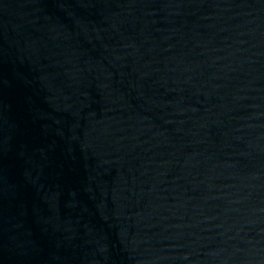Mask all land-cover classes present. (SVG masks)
<instances>
[{
  "label": "water",
  "instance_id": "1",
  "mask_svg": "<svg viewBox=\"0 0 264 264\" xmlns=\"http://www.w3.org/2000/svg\"><path fill=\"white\" fill-rule=\"evenodd\" d=\"M0 264H264V0H0Z\"/></svg>",
  "mask_w": 264,
  "mask_h": 264
}]
</instances>
